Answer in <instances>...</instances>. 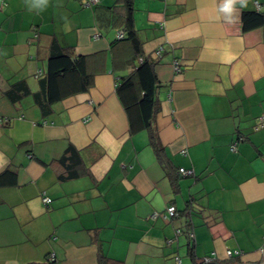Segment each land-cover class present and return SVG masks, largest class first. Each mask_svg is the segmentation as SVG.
<instances>
[{"label":"crops","instance_id":"crops-1","mask_svg":"<svg viewBox=\"0 0 264 264\" xmlns=\"http://www.w3.org/2000/svg\"><path fill=\"white\" fill-rule=\"evenodd\" d=\"M6 1L0 264H100V254L110 264H178L177 256L198 264L211 255V264L262 263L264 31L244 29L243 14L264 11V0L260 9L237 4L231 16L221 11L226 0H47L31 12L26 0ZM127 5L139 44L117 38ZM59 50L84 56L91 82L42 107L36 72ZM140 56L155 62L160 155L148 129L132 130L117 93ZM20 82L27 88L14 100ZM69 145L78 155L62 161ZM170 204L177 217H151Z\"/></svg>","mask_w":264,"mask_h":264},{"label":"trees","instance_id":"trees-1","mask_svg":"<svg viewBox=\"0 0 264 264\" xmlns=\"http://www.w3.org/2000/svg\"><path fill=\"white\" fill-rule=\"evenodd\" d=\"M127 6L128 15L126 25L123 28L125 37L118 40H132L134 43L139 44L140 41L134 28L132 6ZM243 27L246 30L261 27L264 31V11L244 12ZM138 54L142 55L143 52L140 50ZM154 65L155 62L152 59L140 56V64L136 70L120 79L117 93L130 114L132 130L148 129L150 131V143L156 153L160 155L161 143L157 132L152 126V119L157 110L158 88ZM90 82L91 77L86 70L85 57H74L69 52L59 50L49 56L47 72L41 78L39 77L40 90L35 93L36 100L44 107L70 94L86 92ZM26 88L27 86L22 82L16 84L14 91L12 88L14 93H12V99H17L21 95L22 90ZM138 90H140L139 94ZM69 152L72 154L71 158L73 155H78L77 149L69 145L62 156V161L67 160ZM109 262L110 258L100 254V264H110ZM225 264L232 263L227 262Z\"/></svg>","mask_w":264,"mask_h":264},{"label":"built area","instance_id":"built-area-1","mask_svg":"<svg viewBox=\"0 0 264 264\" xmlns=\"http://www.w3.org/2000/svg\"><path fill=\"white\" fill-rule=\"evenodd\" d=\"M99 2H100V0H85V4H86V5L98 4ZM6 4H7V1H6V0H0V11H1L2 7H4ZM255 5H256V7H257L258 9H260V6H261V5H260V2H259V1L255 0ZM96 36H98V34H96ZM124 37H125V31H124V29H120V30L117 32V38H118V39H123ZM160 50H161V49L158 50V53L161 52ZM174 70H175L176 72H180V71H181V67H180L178 61H174ZM42 75H43V70H42V69L37 70V72H36V76H37V77H41ZM20 118H21V117H20ZM0 120H1L2 122H3V121H4V122L9 121L8 118H0ZM262 127H264V115H262V117H260L259 122L257 123V128H262ZM238 142H239V140H235V141L231 144L230 148H231L232 151H237V150H238ZM179 171H180V173L183 174V175H191V174H193V171H192L191 169L180 168ZM43 194H44V193H43ZM42 198H43V201H44V203H45L46 205H48V204L51 202V198H49V197H47V196H45V195H44ZM178 215H179V213H178V211H177L176 206L173 205V204H170V205L165 209V211H163V212H154V213L152 214L151 217H152L153 219H157L159 216H162V217H164V218L171 219V218L177 217ZM176 232H177L178 234H180V233L182 232V230H181V229H177ZM187 235H188V237H189L191 240L194 238V233H193L192 230H188V231H187ZM239 253H240V251H232V250L227 251V255H228L229 257H232V256H234V255H236V254H239ZM54 256H55L54 254L50 255L49 260H53V259H54ZM176 260H177L178 264H180L181 259H180L178 256L176 257ZM213 260H214V256H213V255H211V256H206V257H204V258L200 261V263H198V264H211Z\"/></svg>","mask_w":264,"mask_h":264},{"label":"clouds","instance_id":"clouds-1","mask_svg":"<svg viewBox=\"0 0 264 264\" xmlns=\"http://www.w3.org/2000/svg\"><path fill=\"white\" fill-rule=\"evenodd\" d=\"M237 4L239 9H243L247 6V0H226L221 11L231 16L237 10ZM25 7L30 12L33 10L43 11L47 7V0H26Z\"/></svg>","mask_w":264,"mask_h":264},{"label":"water","instance_id":"water-1","mask_svg":"<svg viewBox=\"0 0 264 264\" xmlns=\"http://www.w3.org/2000/svg\"><path fill=\"white\" fill-rule=\"evenodd\" d=\"M263 254H264V252H263ZM243 264H257V263H249V262H245V263H243ZM260 264H264V261H263L262 263H260Z\"/></svg>","mask_w":264,"mask_h":264}]
</instances>
